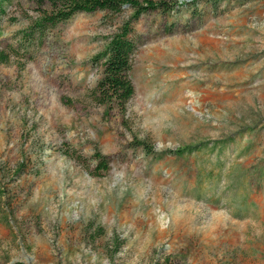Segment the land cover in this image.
Masks as SVG:
<instances>
[{"label":"rangeland","instance_id":"1","mask_svg":"<svg viewBox=\"0 0 264 264\" xmlns=\"http://www.w3.org/2000/svg\"><path fill=\"white\" fill-rule=\"evenodd\" d=\"M69 1L1 19L0 264H264V0H154L125 113L90 98L104 12L25 36Z\"/></svg>","mask_w":264,"mask_h":264},{"label":"trees","instance_id":"2","mask_svg":"<svg viewBox=\"0 0 264 264\" xmlns=\"http://www.w3.org/2000/svg\"><path fill=\"white\" fill-rule=\"evenodd\" d=\"M11 0H0V23L2 17L6 14L7 5ZM67 10H59L52 15L45 16L41 21L32 27V31L27 33L26 37L40 34L47 27L54 26L59 22L70 19L77 13H93L102 11L106 17H109L114 28L105 37V43L100 52H98L92 61L100 68V78L90 93L92 101L109 110L118 109L125 113L128 101L134 95V86L131 80L132 63L135 53L140 45V40L134 30L133 25L144 15L150 12L168 13L174 8L166 1L154 0H70L66 5ZM126 10L129 13H125ZM0 27V36H1ZM6 61L4 55L0 54V62ZM147 151L143 141L138 142ZM223 146V143H216V146ZM208 144H197L195 146H184L172 154L184 156L207 147ZM214 146V147H216ZM95 167L91 170L93 175H101L109 168L108 162L103 155L95 153ZM82 160L81 157H78ZM24 163L18 165L15 169V175L24 173ZM23 264V263H14Z\"/></svg>","mask_w":264,"mask_h":264}]
</instances>
